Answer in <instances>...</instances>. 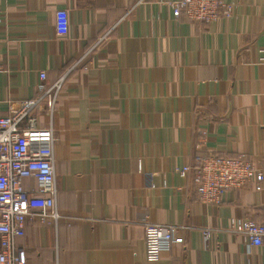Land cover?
Here are the masks:
<instances>
[{
  "label": "crops",
  "instance_id": "crops-1",
  "mask_svg": "<svg viewBox=\"0 0 264 264\" xmlns=\"http://www.w3.org/2000/svg\"><path fill=\"white\" fill-rule=\"evenodd\" d=\"M176 1L0 0V117L37 98L42 72L54 83L107 36L58 99L61 218L28 220L17 240L27 264H264V245L229 229L262 223L264 195L250 186L207 206L193 174L179 173L209 155L264 158V0H228L234 15L209 25L176 18ZM147 224L177 228L157 263L146 259Z\"/></svg>",
  "mask_w": 264,
  "mask_h": 264
},
{
  "label": "built area",
  "instance_id": "built-area-1",
  "mask_svg": "<svg viewBox=\"0 0 264 264\" xmlns=\"http://www.w3.org/2000/svg\"><path fill=\"white\" fill-rule=\"evenodd\" d=\"M174 16L200 24H213L220 18L232 17L235 6L228 0H178L173 4ZM69 29V14L65 9L56 13V36L63 40ZM107 36L100 38L83 57L67 68L52 84L42 72L40 93L35 99L24 101L10 115L0 117V264H27V254L17 245L25 235L26 223L36 212L50 216L58 223L57 186L54 166L56 130L52 124L58 99L70 74L76 70H90L92 56L101 49ZM45 114L49 124L39 127L38 116ZM182 175L193 174L198 200L207 206H222L227 195L235 190L253 186L264 195V158L252 161L248 156H215L198 158L192 166L180 170ZM33 180L35 189L25 186ZM264 215V199L262 203ZM229 229L245 235L248 247L264 245V220L233 219ZM177 228L158 224L145 226V254L150 263H157L162 254L178 243ZM208 241L212 232L204 230Z\"/></svg>",
  "mask_w": 264,
  "mask_h": 264
}]
</instances>
